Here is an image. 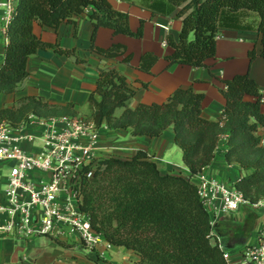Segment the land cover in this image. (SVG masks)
Returning a JSON list of instances; mask_svg holds the SVG:
<instances>
[{"label":"trees","instance_id":"16d2710c","mask_svg":"<svg viewBox=\"0 0 264 264\" xmlns=\"http://www.w3.org/2000/svg\"><path fill=\"white\" fill-rule=\"evenodd\" d=\"M124 1L155 16H168L179 10L176 19L183 25L179 40L167 37V44L173 49V54L166 57L169 67L208 69L207 62L216 59L219 33L240 29L229 18L243 11L258 15L256 32L262 37L263 50L260 55L252 50L250 61L264 58V0ZM89 10L88 20L93 25L91 52L109 60L122 58L129 65L133 54L120 44L108 49L97 47V32L109 29L114 35L142 39L144 23L132 31L129 15L114 10L109 0H18L0 68V95L19 91L30 76L29 59L41 50L53 49L77 63H86L76 56L75 50L44 42L34 28L38 25L57 31L63 24H76V18ZM158 61L155 54L145 53L138 70L151 74ZM222 83L225 87L220 92L226 106L221 119L210 122L202 116L204 95L191 88L177 89L164 104H140L131 109L129 103L135 91L127 78L114 69L100 70L96 88L88 99L91 120L98 128L130 130L134 137L159 138L173 127L175 145L182 151L183 163L191 175L211 165L220 138L225 136L226 163L249 172L233 187L252 202L264 201V148L257 135L259 128H264L263 95L249 73ZM118 109H124L119 118L115 117ZM30 116L45 120L78 118V112L74 104L51 105L29 96L19 99L12 108L0 109V124L18 127ZM81 197V211L89 216L92 229L110 245L134 252L140 259L138 264H228L223 251L212 243L211 216L198 188L182 174L163 175L144 151L126 160H100L92 178L84 180Z\"/></svg>","mask_w":264,"mask_h":264},{"label":"crops","instance_id":"0c3cea01","mask_svg":"<svg viewBox=\"0 0 264 264\" xmlns=\"http://www.w3.org/2000/svg\"><path fill=\"white\" fill-rule=\"evenodd\" d=\"M109 2L117 12L129 15L132 31L136 32L141 23H144L142 39L114 35L109 29H100L97 32L95 39L97 47L108 49L113 44H120L127 48L128 53L133 54L129 65L123 63L122 58L109 60L91 52L93 25L88 20L90 10L78 16L76 24H63L57 31L35 25V34L44 42L57 45L64 50H75L76 56L86 63H77L74 58L61 55L53 49L39 51L27 63L30 76L21 84L19 91L12 95H0V109L12 108L19 99L35 96L51 105L74 104L78 118L91 120L92 110L88 99L96 88L99 71L113 69L123 74L135 91V96L129 103L131 109H135L140 104H164L177 89L191 88L195 93L204 95L203 118L210 122H217L221 119L226 106V100L220 92V89L225 87L222 81L247 73L259 85L264 101V58L259 56L251 63L249 56L252 50H255L257 55H260L263 50L262 37L256 32L259 24L256 13L243 11L229 18L240 29L219 33L216 59L207 62L208 69L181 65L169 67L166 57L173 54V49L167 44V37H173L175 41L179 40L183 26L181 20L176 19L179 10L168 16H155L151 11L132 5L128 1L109 0ZM6 45L4 38L0 35V68L4 63ZM148 52L159 57L151 74L138 70L141 57ZM248 100L253 101L250 98ZM123 112L124 109H118L115 117L119 118ZM40 130L41 127L33 122L28 131L38 133ZM257 135L264 137V128L260 127ZM118 148H126L127 151H124L123 155H130L128 157H133L138 151L146 152L158 165L163 175L190 174L183 163L182 151L175 145L173 127H169L159 138L134 137L130 130L111 131L102 127L100 130L102 156L107 157L113 153L123 152L117 151ZM227 151V141L221 137L214 160L202 172L224 184L233 186L249 172L240 170L237 165H228L225 160ZM176 157L178 161L174 160ZM116 158L124 159L119 156ZM4 183L6 185L7 177H4ZM4 192H1L0 188V199ZM263 228L262 217L250 209H243L234 214L217 215L213 233L220 236L223 244L226 245L230 264H239L243 251L247 247L256 245L258 234ZM40 240L48 242L47 247L56 251L49 261L44 258L46 253L42 249L44 246ZM26 242L36 255L32 264H38L39 261L41 264H59L64 257L63 245L56 241L40 238ZM19 245L24 246V244ZM19 245L13 239L0 240V264H10L12 255ZM66 245L75 246L72 248L74 250L72 254L80 255L85 259V262H79L80 264H138L140 260L134 252L110 244L107 246L105 259L99 258L78 244ZM43 258L44 263L41 261ZM70 261L73 262V259ZM26 262L22 260V264Z\"/></svg>","mask_w":264,"mask_h":264},{"label":"built area","instance_id":"2783aa9c","mask_svg":"<svg viewBox=\"0 0 264 264\" xmlns=\"http://www.w3.org/2000/svg\"><path fill=\"white\" fill-rule=\"evenodd\" d=\"M17 5L18 0H0V35L6 44ZM33 122L41 127L40 132L28 131ZM100 130L92 120L82 118L45 120L30 116L18 127L0 124V167L8 170L0 199V240L74 242L101 259L107 257L109 243L92 229L89 216L80 208L82 184L92 178L103 158ZM260 145L264 148V137H260ZM182 175L198 188L213 229L217 215L243 209L264 219L263 200L252 202L233 186L203 172ZM213 236V244L230 264L223 241ZM239 264H264V228L256 245L245 248Z\"/></svg>","mask_w":264,"mask_h":264},{"label":"rangeland","instance_id":"374dc122","mask_svg":"<svg viewBox=\"0 0 264 264\" xmlns=\"http://www.w3.org/2000/svg\"><path fill=\"white\" fill-rule=\"evenodd\" d=\"M117 151H123V152H119V153H113L112 155H108L107 157H103L102 159H106V158H109V157H123L124 159L123 160H126V159H130L132 157H128L130 155H123L124 154V151H127L126 148H118L116 149ZM101 159V160H102ZM118 159V158H117ZM175 161H178L177 157L176 159H174ZM2 166V165H1ZM0 188H1V192L2 191H5L6 189V185L4 183V177H7L8 176V170L7 169H2L0 167ZM42 239H46V238H42ZM27 240H21V241H16L17 244H24V246H20L19 247H16L15 251H14V254L12 255V258L10 260V264H22V260H25L27 261L25 264H32L34 262V260L36 259V255H35V252L34 250H32L31 248H29L27 245H26V242ZM42 246V249L45 251L46 253V256L44 258H46L48 261L55 255L54 253H56V251H54L53 249L47 247L49 245L48 242H46L45 240H40ZM212 243H214V240H212ZM58 244L60 245H63V255L64 257L62 258V261L59 262V264H80L79 262H85V259L83 257H81L80 255H77V254H72L74 252V250L72 249L73 247L75 246H68L65 244H68L66 242H58ZM72 245H75L74 242L71 243ZM46 245V246H45ZM225 248H226V245H224ZM44 258L41 260L43 263L45 262ZM70 259H73V262H69ZM38 264H41L40 261ZM130 264V263H128ZM135 264V263H134Z\"/></svg>","mask_w":264,"mask_h":264}]
</instances>
